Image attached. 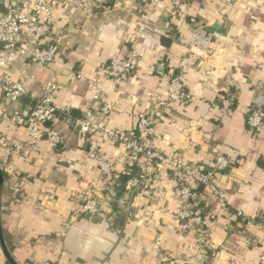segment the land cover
<instances>
[{
	"label": "crops",
	"instance_id": "crops-1",
	"mask_svg": "<svg viewBox=\"0 0 264 264\" xmlns=\"http://www.w3.org/2000/svg\"><path fill=\"white\" fill-rule=\"evenodd\" d=\"M168 1L157 8L111 1L92 16L58 9L52 20L51 40L60 45L55 60L39 67L23 58L13 66V74L35 96L44 83L54 80L59 86L56 104L80 116L87 106L99 105L92 102V85L105 64L129 56L135 48L140 56L135 71L104 84L105 100L114 107L109 125L132 133L137 113L152 114L160 119L154 144L163 152L181 155L190 164L228 157L231 167L216 180L226 191L229 211L223 212L211 199L218 216L208 236L200 241L197 230L180 233L170 169L161 168V179L143 185H137L132 172L107 193L105 178L88 157L89 145L97 143L117 171L125 167L124 146L98 135L83 136L63 123L57 127L62 143L40 142L37 156L24 158L0 148V168L6 174L1 225L18 264H92L97 253L108 264H197L199 255H204L205 264H257L264 253V226L249 225L236 215L264 219V131L250 130L244 114L249 90L264 79V0H190L191 13L213 34V49L189 57L183 75L187 99L161 111L167 76L187 55L190 38L188 21L175 18ZM142 14L152 30L135 39L132 34ZM229 82L241 90L235 106L222 115V88ZM32 103L31 95L6 103L0 92V133L26 143L28 130L11 125L9 115ZM86 193L99 200V212L77 218L71 208ZM0 264H9L1 243Z\"/></svg>",
	"mask_w": 264,
	"mask_h": 264
},
{
	"label": "built area",
	"instance_id": "built-area-1",
	"mask_svg": "<svg viewBox=\"0 0 264 264\" xmlns=\"http://www.w3.org/2000/svg\"><path fill=\"white\" fill-rule=\"evenodd\" d=\"M111 1H117L135 8L153 4L156 8L166 0H0V92L6 103H17L31 95L33 104L28 107L14 108L9 115L11 125L28 130L26 143L17 141L5 131L0 133V148L11 151L24 158L38 155V144L47 141L55 146L62 143L57 127L66 124L83 136L98 135L110 144L123 145L126 150L125 167L117 171L106 158L97 143H90L88 157L93 159L98 170L105 178V190L112 193L123 182L124 176L132 172L137 174V185L150 180H159L160 169L167 167L176 181L174 195L179 202L175 214L177 230L187 233L197 230L199 240L208 236L218 214L212 211L211 199H215L220 210L229 211L225 189L216 180L217 173L226 172L231 163L225 155L204 158L196 164L187 163L181 155L163 152L154 144L156 129L160 121L158 116L140 112L135 115V132L125 133L109 125L113 114V105L105 100L104 84L108 80L123 78L132 74L140 60L135 48L127 57H113L103 67L102 73L92 85L93 104L87 106L80 116L56 104L55 93L59 86L54 80L42 85L39 96L30 93L28 85L15 79L13 66L26 58L39 67H47L59 54L60 45L53 42V16L56 10L71 8L87 16L95 15L106 9ZM239 2L242 0H231ZM169 9L175 18L186 19L189 24L190 38L186 56L175 71L167 76V96L159 102L161 111H168L173 105L187 99V89L183 75L187 71L190 56H202L213 49V34L191 13L190 0H170ZM152 26L146 15L139 16V25L133 31V38L142 39ZM34 80V74L25 75ZM219 111L226 115L235 106L241 87L237 83H227L223 88ZM250 100L245 106L246 125L250 130L264 131V79L249 90ZM202 186L207 191L200 192L193 185ZM134 190L132 184L128 185ZM204 190V191H205ZM100 209L99 200L90 193L83 194L71 208L75 217H94ZM247 224L264 226V219L256 220L242 212L236 213ZM70 224L66 225V230ZM65 233V232H64ZM197 264H205L204 255H199ZM257 264H264V253Z\"/></svg>",
	"mask_w": 264,
	"mask_h": 264
},
{
	"label": "water",
	"instance_id": "water-1",
	"mask_svg": "<svg viewBox=\"0 0 264 264\" xmlns=\"http://www.w3.org/2000/svg\"><path fill=\"white\" fill-rule=\"evenodd\" d=\"M220 173L216 174V177H220ZM4 184V175L3 172L0 168V243L3 249V252L5 254L6 260L9 262V264H18L17 261L14 259V257L12 256L11 252L9 251L6 243H5V239H4V235H3V231H2V225H1V193H2V187ZM199 185H193L194 189H198Z\"/></svg>",
	"mask_w": 264,
	"mask_h": 264
},
{
	"label": "clouds",
	"instance_id": "clouds-1",
	"mask_svg": "<svg viewBox=\"0 0 264 264\" xmlns=\"http://www.w3.org/2000/svg\"><path fill=\"white\" fill-rule=\"evenodd\" d=\"M98 256V259L93 261L92 264H108V261L104 259V256L100 253L96 254Z\"/></svg>",
	"mask_w": 264,
	"mask_h": 264
},
{
	"label": "trees",
	"instance_id": "trees-1",
	"mask_svg": "<svg viewBox=\"0 0 264 264\" xmlns=\"http://www.w3.org/2000/svg\"><path fill=\"white\" fill-rule=\"evenodd\" d=\"M32 104H33V103H32ZM3 174H4V177H6V174H5V173H3ZM125 177H126V176L123 177V180H124ZM125 179H126V178H125ZM198 191H200V192H204L203 187H202V186H199Z\"/></svg>",
	"mask_w": 264,
	"mask_h": 264
}]
</instances>
